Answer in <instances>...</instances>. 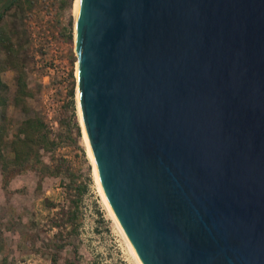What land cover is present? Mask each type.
Wrapping results in <instances>:
<instances>
[{
    "label": "water",
    "instance_id": "95a60500",
    "mask_svg": "<svg viewBox=\"0 0 264 264\" xmlns=\"http://www.w3.org/2000/svg\"><path fill=\"white\" fill-rule=\"evenodd\" d=\"M78 103L140 264H264V0H80Z\"/></svg>",
    "mask_w": 264,
    "mask_h": 264
},
{
    "label": "rangeland",
    "instance_id": "374dc122",
    "mask_svg": "<svg viewBox=\"0 0 264 264\" xmlns=\"http://www.w3.org/2000/svg\"><path fill=\"white\" fill-rule=\"evenodd\" d=\"M9 1L0 0V264H138L84 140L78 0H17L4 12Z\"/></svg>",
    "mask_w": 264,
    "mask_h": 264
},
{
    "label": "bare ground",
    "instance_id": "6f19581e",
    "mask_svg": "<svg viewBox=\"0 0 264 264\" xmlns=\"http://www.w3.org/2000/svg\"><path fill=\"white\" fill-rule=\"evenodd\" d=\"M79 2H80V0H78L77 11H76V17H75V34H76V39H77V17H78ZM77 94H78V93H77ZM78 109H79V103H78ZM79 114H80V109H79ZM80 122H81V125H82V127H83L84 140H85L86 145H87L88 155H89V157H90V159H91V162H92V164H93V161H92V155H91V150H90V145H89V142H88V139H87V135H86V132H85V129H84V125H83V121H82V118H81V114H80ZM93 167H94V166H93ZM94 176H95L96 182H97V184H98V180H97V177H96L95 169H94ZM98 186H99V184H98ZM99 190H100V192H101L100 186H99ZM101 194H102V192H101ZM102 197H103V194H102ZM103 199H104V197H103ZM104 201H105V199H104ZM105 203H106V201H105ZM106 205H107V203H106ZM107 207H108V205H107ZM108 209H109V207H108ZM109 211H110V209H109ZM110 213H111V211H110ZM111 214H112V213H111ZM112 216H113V215H112ZM113 218H114V216H113ZM114 219H115V218H114ZM114 221L116 222V225H117V227L119 228V230L121 231L122 235L125 237V235L123 234V232H122L120 226L118 225L117 221H116V220H114ZM125 239H126V237H125ZM126 242H127V245H128V247H129L131 253H132L133 256L135 257L134 259H136L137 263L140 264L139 261L137 260L136 256H135V254H134L132 248L130 247V245H129L127 239H126Z\"/></svg>",
    "mask_w": 264,
    "mask_h": 264
},
{
    "label": "trees",
    "instance_id": "16d2710c",
    "mask_svg": "<svg viewBox=\"0 0 264 264\" xmlns=\"http://www.w3.org/2000/svg\"><path fill=\"white\" fill-rule=\"evenodd\" d=\"M17 0H11L9 2L6 3L5 7H4V12L9 10L11 8V6L16 2ZM24 141V142H23ZM23 143H26V140L20 141ZM15 145V144H14ZM14 152H15V156H16V163H22L21 165H24L27 159V155L26 154H22L21 152L18 151L17 146L14 148Z\"/></svg>",
    "mask_w": 264,
    "mask_h": 264
}]
</instances>
